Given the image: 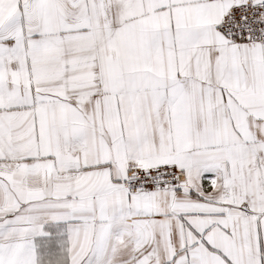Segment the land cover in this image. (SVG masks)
<instances>
[{
    "label": "snow or ice",
    "instance_id": "obj_1",
    "mask_svg": "<svg viewBox=\"0 0 264 264\" xmlns=\"http://www.w3.org/2000/svg\"><path fill=\"white\" fill-rule=\"evenodd\" d=\"M0 264H264V0H0Z\"/></svg>",
    "mask_w": 264,
    "mask_h": 264
}]
</instances>
